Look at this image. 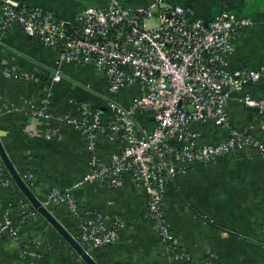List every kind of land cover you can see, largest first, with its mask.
I'll list each match as a JSON object with an SVG mask.
<instances>
[{"label": "crops", "instance_id": "crops-1", "mask_svg": "<svg viewBox=\"0 0 264 264\" xmlns=\"http://www.w3.org/2000/svg\"><path fill=\"white\" fill-rule=\"evenodd\" d=\"M2 1V0H0ZM26 8L52 12L58 20H72L80 11L106 7L107 0H13ZM128 7L148 6L157 0H118ZM184 7L190 19L209 20L228 10L254 24L239 32L229 57L231 69L264 67V0H159ZM59 52L44 46L12 25L0 24V130L10 136L5 151L14 167L33 175L32 191L41 200L53 189L70 190L80 213L99 212L107 219L122 218L125 227L113 245L90 255L98 264H168L166 247L155 234L146 215L147 195L130 181L120 189L100 182H82L88 173V153L80 133L56 119L38 122L28 114L30 104L48 96L56 115L79 116L87 106L101 112L102 123L111 118L107 107L115 100L124 107L140 96L139 85L111 95L104 74L92 64H63L61 79L53 82ZM15 67L31 78H7L3 71ZM264 93V76L244 86L241 95L254 99ZM233 95L228 101L227 127L214 123L195 124L200 144L216 145L230 132L246 133L264 147V116L245 107ZM139 125L151 131L153 118L138 114ZM118 139L99 135L97 152L102 162L119 152ZM175 177L167 182L163 203L164 221L179 252L191 264H264V156L256 149L233 151L206 165L172 161ZM77 185V186H76ZM13 204L11 215L22 229L16 239L0 238V264H84L61 237L36 214L23 220L16 201L21 192L13 186L0 191ZM9 204V205H10ZM76 238L78 217L65 206L50 211ZM2 208L0 206V216Z\"/></svg>", "mask_w": 264, "mask_h": 264}, {"label": "built area", "instance_id": "built-area-1", "mask_svg": "<svg viewBox=\"0 0 264 264\" xmlns=\"http://www.w3.org/2000/svg\"><path fill=\"white\" fill-rule=\"evenodd\" d=\"M187 13L184 7L169 6L159 0L143 7L107 0L105 8H86L72 20L61 21L40 8H26L13 0L0 1L2 30L18 26L29 37L38 38L45 47L59 52L53 82L60 81L63 64H92L106 77L111 95L134 85L141 87L140 96L129 107L108 101L111 118L106 124L102 123L99 110L87 106L80 109L79 116L56 115L48 96L30 104L28 114L38 122L56 119L80 133L88 153V173L82 182H100L120 189L130 181L145 192L146 215L166 247L168 264H191L187 255L177 250L163 216L166 184L177 172L172 161L206 165L247 148L264 156L263 145L246 133L230 132L225 141L201 145L200 133L193 127L205 123L227 127L226 107L233 95H238L241 105L264 116V93L258 99L241 95L245 85L264 76V67L253 71L245 67L231 69L229 64L235 37L254 21L228 10L209 20L190 19ZM3 75L31 78L13 66L4 70ZM138 114L151 116L155 128L143 129L136 120ZM99 135L123 144L105 163L97 152ZM5 171L0 162V191L15 186ZM22 174L21 179L32 189V173ZM21 197L15 206L23 220H30L37 212ZM40 201L49 209L63 205L78 217L79 233L75 239L88 254L115 244L125 227L122 218L107 219L99 212L88 211L84 214L91 217L84 218L70 190L53 188ZM12 207L13 204L1 206L0 238L19 236L20 227L15 226Z\"/></svg>", "mask_w": 264, "mask_h": 264}, {"label": "water", "instance_id": "water-1", "mask_svg": "<svg viewBox=\"0 0 264 264\" xmlns=\"http://www.w3.org/2000/svg\"><path fill=\"white\" fill-rule=\"evenodd\" d=\"M186 17L190 18L189 12L186 14ZM9 136V134L0 130V162L13 180L15 186L21 192L23 197H25L30 203L32 208L35 209L37 214L41 216L47 224H49V226L59 235V237L63 239V241L74 251L84 264H98L90 254L85 252L74 236L50 212L51 209L44 207L41 201L35 196L32 189H29L25 182L21 179L19 171H17L12 164L4 148Z\"/></svg>", "mask_w": 264, "mask_h": 264}, {"label": "trees", "instance_id": "trees-1", "mask_svg": "<svg viewBox=\"0 0 264 264\" xmlns=\"http://www.w3.org/2000/svg\"><path fill=\"white\" fill-rule=\"evenodd\" d=\"M5 176L6 177H9V174L5 171ZM17 188V187H16ZM21 196H23L22 194H21ZM0 198H1V206L3 207V208H5V207H7L10 203H6L3 199H2V196H1V194H0ZM84 213H86V211H84L83 212V217L84 218H86V217H91V216H88V215H86V214H84ZM91 213V212H90ZM15 226H19L20 227V232H19V234L21 233V229H22V227H21V225L18 223V222H15Z\"/></svg>", "mask_w": 264, "mask_h": 264}]
</instances>
